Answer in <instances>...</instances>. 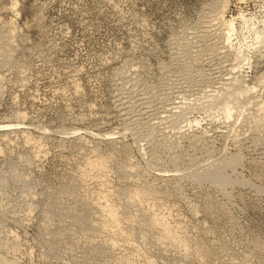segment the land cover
<instances>
[{"label":"rangeland","instance_id":"1","mask_svg":"<svg viewBox=\"0 0 264 264\" xmlns=\"http://www.w3.org/2000/svg\"><path fill=\"white\" fill-rule=\"evenodd\" d=\"M4 263L264 264V0H0Z\"/></svg>","mask_w":264,"mask_h":264},{"label":"bare ground","instance_id":"2","mask_svg":"<svg viewBox=\"0 0 264 264\" xmlns=\"http://www.w3.org/2000/svg\"><path fill=\"white\" fill-rule=\"evenodd\" d=\"M15 5H17V4H15ZM14 5V6H15ZM110 204V203H109ZM109 204H108V207H109ZM110 207H113V206H110ZM102 208H103V206H102ZM105 208V207H104ZM103 208V209H104ZM114 209V208H113ZM113 209H108V210H111V211H109L110 212V214H109V217H110V222L112 223L111 225H112V227H113V225L115 226V227H119L118 226V223H117V221L115 220V216H116V214H115V212H114V210ZM116 211V210H115ZM106 212V211H105ZM106 215V214H105ZM153 218V221L152 222H155V221H158V220H160V219H157V217H152ZM105 220V219H104ZM107 221V220H106ZM157 224L159 223V221L158 222H156ZM110 225V226H111ZM155 226V225H154ZM160 227H161V231H162V233H161V235H160V237H159V239L160 240H164L165 241V239H167V238H176V239H178L179 240V242L181 241L182 242V245H184V246H186V244H185V241L184 240H186V239H182V238H178V237H176V233L174 234V232L175 231H173V229H172V227L168 224V223H166V222H162V223H160ZM157 228V227H156ZM121 231V230H120ZM158 237V236H157ZM174 238V239H175ZM174 241V240H173ZM177 242V241H176ZM4 259V258H3ZM126 259V258H125ZM2 261V260H1ZM132 262V261H131ZM152 262V261H151ZM3 263V262H2ZM13 263V262H12ZM4 264H6V263H4ZM7 264H10V263H7ZM17 264V263H16Z\"/></svg>","mask_w":264,"mask_h":264}]
</instances>
